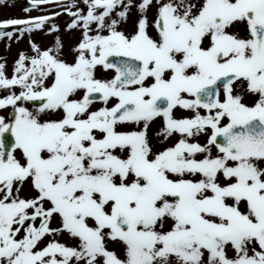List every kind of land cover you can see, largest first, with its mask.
Wrapping results in <instances>:
<instances>
[{
	"label": "snow or ice",
	"instance_id": "1",
	"mask_svg": "<svg viewBox=\"0 0 264 264\" xmlns=\"http://www.w3.org/2000/svg\"><path fill=\"white\" fill-rule=\"evenodd\" d=\"M28 5L79 37L0 20V264H264V0Z\"/></svg>",
	"mask_w": 264,
	"mask_h": 264
},
{
	"label": "rangeland",
	"instance_id": "2",
	"mask_svg": "<svg viewBox=\"0 0 264 264\" xmlns=\"http://www.w3.org/2000/svg\"><path fill=\"white\" fill-rule=\"evenodd\" d=\"M14 1L15 0H12V3H13L12 6H11V4H8V3L0 6V18L11 17V16L16 17V15L17 16L21 15L23 10L20 7V4H14ZM10 10H13L12 14H14V15L10 14L11 13ZM150 15H151V13H150ZM21 16H24V14H22ZM132 19H133L132 17H131V19L129 18L128 24L124 26L126 31H131ZM58 22L60 23L61 20ZM59 36H61L62 38H65V40H66V42L64 44V53H65V56L70 59L71 57H70V53H69V46L74 44L73 42L76 41V37H79V34L75 33V32H74V34H68L65 32V33H61V35H59ZM41 37H44L42 32L38 33V35H36L35 37H32V40L34 42L38 43L41 47H44L46 45L47 39H42ZM9 47H10V51L8 50V48L6 49L5 46L1 47L0 53L2 55V58L0 59V62H5L7 65L6 68L7 69L9 68V72H11V69H12V67L10 68L11 62L9 61V59L7 61H3V60L6 57L14 54V52H13L14 47H17L18 49L23 48L22 51L28 52V48H29L28 38H24L23 40H19L15 44H13V46H9ZM99 74L100 73H98V75ZM4 113L5 112H2L0 115H5ZM177 115H180L179 112L177 113ZM186 115H189V114L186 113ZM153 127H155V125H153ZM199 140H200V142H204V137H200ZM21 195L22 196H28V195H30V192L28 193L27 191H25V192H22Z\"/></svg>",
	"mask_w": 264,
	"mask_h": 264
}]
</instances>
